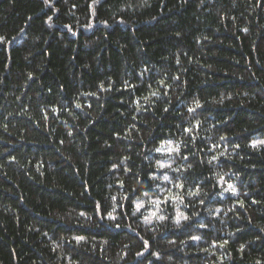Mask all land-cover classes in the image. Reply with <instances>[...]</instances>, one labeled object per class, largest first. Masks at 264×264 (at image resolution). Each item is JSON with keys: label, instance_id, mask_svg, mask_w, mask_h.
Returning <instances> with one entry per match:
<instances>
[{"label": "trees", "instance_id": "trees-1", "mask_svg": "<svg viewBox=\"0 0 264 264\" xmlns=\"http://www.w3.org/2000/svg\"><path fill=\"white\" fill-rule=\"evenodd\" d=\"M0 264H264V0H0Z\"/></svg>", "mask_w": 264, "mask_h": 264}, {"label": "rangeland", "instance_id": "rangeland-1", "mask_svg": "<svg viewBox=\"0 0 264 264\" xmlns=\"http://www.w3.org/2000/svg\"><path fill=\"white\" fill-rule=\"evenodd\" d=\"M157 212V209L154 211V213ZM155 218L157 219H161V216L159 215V213H157V215H155Z\"/></svg>", "mask_w": 264, "mask_h": 264}]
</instances>
